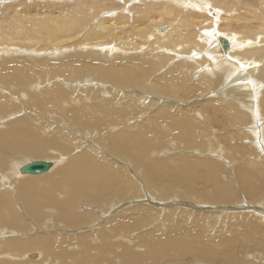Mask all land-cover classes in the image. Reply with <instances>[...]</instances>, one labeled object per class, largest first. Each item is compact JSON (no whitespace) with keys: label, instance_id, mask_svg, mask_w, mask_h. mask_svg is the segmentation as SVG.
Returning a JSON list of instances; mask_svg holds the SVG:
<instances>
[{"label":"rangeland","instance_id":"374dc122","mask_svg":"<svg viewBox=\"0 0 264 264\" xmlns=\"http://www.w3.org/2000/svg\"><path fill=\"white\" fill-rule=\"evenodd\" d=\"M112 1L115 5L109 4V7L102 9L96 17L92 18L91 15H88V22L82 28L83 31L75 34L76 36L74 35L71 40L58 36L59 38L54 39L53 43H48L49 45L41 41L29 49L32 51L29 55L23 51L12 60L7 57L6 60L12 61L8 62L9 68L17 67L16 61H22L18 58L20 55L21 59L23 56L28 57L30 62L49 60L47 63L54 66H64V63L69 61L74 63V67L66 68H70V71L77 69L81 74L73 81L57 76L48 83L63 87L62 89L68 92V98L64 102L66 116L55 110L52 114L46 113L47 117L45 116L44 119L43 116H38L39 111H42L41 108L32 109L38 112L29 111L26 105L28 97L26 98L23 93H17V87L11 90L0 85V99L6 98L0 100V105H5L9 110L6 109V118L0 120V128L5 129L8 122L29 117L34 119L36 131L40 135L46 138H57L54 140L57 147L46 148L40 156L20 152H4L3 158H1L2 163L12 160L17 162L23 157H33L30 158L33 161L40 158L44 161L48 159L60 161V150L64 152L63 157L68 156L70 159L93 149L90 155L97 163L107 166L117 180L121 175L120 169H124L122 173H127L136 187L130 192L127 204L123 202L116 208L120 210L123 208L132 209L139 203L147 208L138 214V219L144 224V227L131 233L129 242L126 243L130 249L132 248L135 253L143 257L147 249L140 245L139 237L141 235L158 232L157 234L161 233L160 235L166 238L174 229L180 240L191 246L187 251L179 249V254H176V257L169 258L163 252L160 257L166 256V258H161V260L143 259L141 264H264V97H262V104L259 102L264 92V79L260 76L259 69L264 63L257 59L254 60L255 63L250 62L249 66L247 61L240 60L244 72L254 80L257 79L254 81V88L249 89V92L252 93V102L248 104L253 106L251 111L246 102L250 101L248 100L250 95L248 98L243 95V100L241 98V93H245L246 88L242 90L240 86L227 81L216 84L215 79L208 85L207 75L204 74L202 68L192 74L188 68L178 66L180 64L177 63L181 59H183L182 64L184 60L192 59L191 55L202 56V51L197 52L193 49V54H184L179 50L172 52L169 49H163V42L162 39H158L157 29L147 33V28L150 25L153 28L157 18H151L149 22H146V11L142 9L150 2L154 3L153 6L160 7V4H163L165 0ZM14 2H16L14 5L26 3L25 0H14ZM33 3L34 1L30 5ZM66 3L71 4L73 0H66L63 4ZM4 6H0V13ZM18 8L22 10L21 6ZM34 12L32 11L31 14ZM157 12L159 11L156 9L149 11L151 14ZM239 12L231 10L227 15L221 17V22L225 25L231 21V17L239 15ZM48 13L50 14V12ZM61 13L65 14L64 11ZM173 15L175 16V13ZM124 16L129 21L120 24L119 21ZM164 17L168 19L167 15ZM169 17L172 18V16ZM199 18H197V22L200 21L197 23L198 28L199 25H205L203 24L205 23L204 18ZM167 23L173 22H166L162 25L163 27L161 26V29H166L169 26ZM101 25L110 29L113 25L114 32L120 38H108V29H102ZM177 27L179 28L180 24ZM93 29L97 33L96 35L100 36L89 40L85 33H89ZM183 29L184 33L193 30L191 27ZM218 30L223 32L220 34L222 36H225L224 33L230 32V29L223 28L221 30V27ZM68 34L70 35L71 32L68 31ZM155 34L157 37H154ZM214 40L218 44V61H220L221 55L225 56L228 51L223 49L221 40ZM77 42L79 45H76ZM128 42H131V45ZM212 46L215 47V45ZM209 47L206 45L204 50ZM39 48L46 49L38 51ZM22 50L27 51L28 49ZM107 50L110 52H105ZM2 58L0 57V61ZM252 58L248 59L252 60ZM167 59L169 60L167 61ZM213 66L211 67L213 68ZM49 67L39 65L38 68L35 67V70L48 78L49 75L45 69H50ZM4 68L1 67V69ZM176 68H182L184 74L175 75ZM254 68H257L256 71L250 72ZM101 70L129 72V74L132 72L136 76H140L138 80H141V83L126 86L100 79L97 74ZM32 72L34 73L33 70ZM240 72H243L241 68ZM8 73L5 70L0 71L1 75ZM170 73H174V80L186 77V82L188 81L185 88L179 93H172L178 92V90L173 89L172 85L168 83L170 77L167 75ZM236 74L235 76L238 75ZM256 81H258V85ZM161 84L164 86L163 88H156L162 87ZM194 85L197 86L195 89L191 87ZM39 90L43 93L45 89L42 87ZM21 97L25 98V101ZM236 97H239L240 100ZM228 102H234L233 104L236 106L239 104L238 110H234L231 114L226 112L224 108L227 107ZM11 107L16 108L15 115ZM75 107L77 108L74 109ZM79 113L82 114L80 117L89 116L90 120H94L93 123L87 120H68V122L62 123L57 120L60 118L62 121L69 118L71 114L78 116ZM164 113L168 116L165 120L160 117ZM241 113H249L252 117L248 114L246 115L248 118H239ZM102 121L106 124L98 126V122ZM117 125H121L119 128L124 129L126 133L144 131L145 140L135 139L134 143L136 146L143 143L147 145L148 152L145 161H138L133 156L124 155L125 149L119 150V153L110 151L109 141L112 138L115 139L114 134L116 133H109V131L116 129ZM188 127L193 129V138L191 139L178 137L179 135L175 134L172 129L177 128L182 131ZM73 129H77L78 132ZM122 160L126 165L122 163ZM149 161L157 163L164 169L154 180L153 174L155 173L146 167ZM183 164H186V167L189 166L193 181H183L179 177L178 173L185 167ZM157 171L160 172V169ZM210 175L213 176L212 179H210ZM21 176L32 175L21 174ZM3 179L7 184V179ZM166 188L168 189L166 190ZM84 201L85 205L82 206L83 208L81 207L83 211H98L97 206L92 208V205V210H90L87 207V201ZM110 213L111 211H106L102 214L112 216ZM49 221L46 220L45 223ZM85 227L88 228V226ZM85 227L79 228L81 230H76L74 233L85 231ZM62 234L70 235L72 232L66 230ZM91 236H97V241L100 239L96 231ZM56 237L62 238L60 235ZM148 239L149 237H144V240ZM0 242L3 241L0 240ZM60 242L59 239L56 240L57 244ZM200 248L206 249L207 252L201 253ZM27 253L25 257L23 255L19 257L25 260L30 258L31 254ZM37 256V253H32L33 259H36ZM10 260L12 261L11 257Z\"/></svg>","mask_w":264,"mask_h":264},{"label":"bare ground","instance_id":"6f19581e","mask_svg":"<svg viewBox=\"0 0 264 264\" xmlns=\"http://www.w3.org/2000/svg\"><path fill=\"white\" fill-rule=\"evenodd\" d=\"M25 1L26 3L14 5L16 4L14 0H0V6L9 4L5 5L4 8H2L3 11L1 10L2 13H0V57H5V61H3V58L0 61V71L5 70L9 72L7 75L0 74V85L5 89L11 90L17 87L18 90H20H17V93H23L26 98L28 97L26 105L29 111L35 107L41 108L42 111H39L40 114H38V116H43V119L46 113L52 114L55 110L59 114L66 116L64 102L68 98V92L64 91L62 89L63 87L61 88L53 83L49 85L48 83L52 82L51 80L57 76L64 77V79L66 78L67 80L72 79L71 81H73L74 78L77 79L80 77L81 72H79V70L70 71V68L67 69L68 66L74 67V63L72 64L68 61L64 63V66H54L53 64L50 65L47 63L49 60L34 59V62H30L31 60L29 61L27 59L28 57L25 58L23 56L21 59L20 55L18 58L22 61L15 60L17 67L12 66L9 68L8 62L16 58L17 55L23 51L27 53V55L31 54L30 52L32 51L29 49L35 47V45H38L41 41L47 44L53 43L54 39L58 36L63 37V39L71 40V38H74L75 34L83 31L82 28L85 27L88 22V15H91L92 18L96 17L100 14L102 9L109 7L108 5L111 3L113 4L114 1L73 0V3H66L67 5L63 4L66 0ZM33 1V5H30ZM148 1L150 2V0ZM153 4L154 3L150 2L142 9L146 11V22H149L151 18H157V22L155 26L153 25V28L148 24L150 26L147 28V33L157 29V36L159 40L162 39L163 49H169L172 52L179 50L184 52V54H193V49L197 52L202 51V56L196 57L197 55L194 53L195 55H191L192 59L189 57L190 60L183 61L184 63L187 62L186 64L182 63L183 65L181 64L183 59L180 58L181 61L177 63L180 64L178 66L185 67V69L188 68L192 74L202 68L204 74L207 75L206 81L208 85L210 81L213 82V79H215L216 84L221 81H227L240 86L242 90L246 88L245 93L240 92L241 98L243 100V95L245 97L247 96V98L250 95V99L248 98L250 101H245L252 111L253 106L248 105L252 102V93L249 92V89L251 87L254 88V81L257 79L254 80L248 73L244 72L240 60L247 61L249 66L250 62H254V60L257 59L264 63V0H165L163 4H160V7L153 6ZM20 6L22 10H19L20 8L18 7ZM36 8H39L37 10L40 12H38ZM150 9L151 11L156 9L159 12L151 14L149 13ZM89 10L91 11L89 12ZM231 10L240 11L239 15L231 17V23L228 22L229 24L226 23L224 25L221 22V17L227 15ZM32 11L35 12L31 14ZM61 11H64L65 14H62ZM48 12H50V14ZM173 13H175V16ZM165 15L168 16V19L164 17ZM169 16H172V18ZM199 17L204 18L205 23L203 24L205 25H199L198 28L197 23H200V21L197 22V18ZM128 21L127 17L124 16L119 22L120 24H125ZM168 21H172L173 23H167L169 26L166 29H161V26ZM178 24H180L179 28L177 27ZM100 27L102 29H108V38L117 37L113 25L111 29L104 25ZM185 27H191L193 30L184 33L183 28ZM220 27L221 30H223V28L230 29V32H226L224 33L225 36H222L220 34L223 32L218 30ZM101 28L100 30L102 31ZM68 31L71 32L70 35ZM85 34H87L86 37L89 38V40L96 39L95 36H98L94 29ZM157 36L155 34L154 37ZM86 37L85 40H87ZM117 38L119 39L120 36ZM214 39L218 41L221 40L223 49L226 52L228 51L225 56L221 55L220 61H218V44L215 43ZM225 41L228 43V48L224 46ZM130 43L129 45H131ZM50 45L52 46V44ZM76 45H79V43L77 42ZM206 45L210 47L204 50ZM212 45H215V47ZM23 47L28 50H22L24 49ZM45 49L46 48H39L38 51ZM105 52L110 51L107 50ZM7 57L11 60H6ZM252 57L256 58L253 59ZM248 58H252V60ZM168 60L169 59H167V61ZM39 65L43 67H49L50 65V69H45L48 72V78L40 75V72L35 70V67L38 68ZM211 66H213L214 69ZM1 67L5 68L1 69ZM240 68L243 72H240ZM185 69L183 68V71H185ZM256 69L257 68L251 69L250 72L254 73ZM130 73L132 75L129 74V72L101 70L100 73L97 74V77L126 86L129 84L134 85V83L138 84V82L141 83V80H138L140 76H136L132 72ZM174 73L177 76H180L181 73L184 74L182 68H176ZM174 73L167 75V77H170L168 83L172 85L173 89L178 90V92L172 93H179L185 88L188 81L186 82V77L174 80ZM235 74L237 76H235ZM259 74L264 79V64L259 69ZM256 83L257 85L259 84L258 81H256ZM42 87L45 89L43 93L39 90ZM163 87L164 86L156 88ZM191 87L195 89L197 86L194 85V87ZM247 92L250 94H246ZM239 97L236 98L240 100ZM262 97H264V92L263 95H261V100L259 99L261 104ZM4 99L6 98L0 100ZM23 100L25 101V98ZM233 103L228 102L227 107L224 104L226 107L224 110L229 114L234 110H238L240 106L239 104V106H236V104ZM4 104L6 103L4 102ZM76 108L77 107L74 109ZM6 109L8 110V107L0 105V120L6 118ZM15 109L13 108L14 115ZM24 109L26 110V108ZM77 111L79 112V110ZM248 114L241 113L239 118H248L246 116ZM11 115L12 114H10V116ZM73 115L75 114H71L69 118H65L62 121L60 118L57 120L62 123H66L68 120H87L92 123L94 121L90 120L89 116L80 117L82 115L81 113H79L78 116ZM160 117L165 120L168 116L164 113ZM105 124L104 121L98 122V126H103ZM6 125L8 126H6L5 129L0 128V240L3 241L0 242V264H141L143 259L161 260V258H166V256L169 258L176 257V254H179V249L181 251H187L191 247L180 240L174 229L166 238H163L160 235L161 233L157 234L158 232H152L145 236L141 235L139 237L140 245L146 248L147 251L143 257L135 253L126 243L129 242V237L134 230L144 227V224L138 219V214L141 210L147 208L140 205V203L137 206L135 205L136 207L132 209H124L122 207L123 209L120 210L116 208L117 205L123 202L126 203V201L129 200L130 192L136 188L130 176L127 173H122L124 169H120L121 175L119 180H117L107 166L97 163L93 156L90 155L93 149L90 151L87 150L85 154L70 159L68 156L63 157L64 152L60 150V161L48 159L47 161L52 162L53 166L45 174L21 176V168L29 162H32L33 160H30V158L33 157H23V159L17 162L12 160L2 163L1 158H3V153L20 152L23 154L40 156L45 152L46 148L57 147L54 142L57 138H46L40 135V133L36 131L34 119L29 117L14 120L10 123L8 122ZM120 126L121 125H117L115 126L116 129H111L109 131V133H116L114 134L116 136L114 137L115 139L112 138L109 141L110 151L119 153V150L125 149L126 153L124 155L133 156L138 161H145V156L148 152L147 145L143 143L136 146L134 143L135 139L145 140L144 131L142 130L139 133H126L124 129L119 128ZM172 129L175 131V134L177 133L179 135L178 137L193 138V129L190 127L182 131L177 128ZM73 130L77 131V129ZM39 160L43 159L40 158L35 161ZM122 161L121 162L126 165L124 160ZM183 165L185 167L178 173L179 177L183 181H193L194 178L190 174L189 166L186 167V164ZM146 167L155 173L153 174V180L156 177L158 178L160 173L164 170L157 163H153L152 161H149ZM159 169L160 172L157 171ZM209 177L210 179L213 178L211 175ZM3 178L7 179V184L4 182ZM167 189L168 188H166V190ZM84 200L87 201V207H89L90 210L97 206L98 211H83L82 206L85 205ZM91 205L93 206L92 208ZM106 211H111L110 214L112 216L102 214ZM98 212H101V214ZM46 220L50 221L45 223ZM94 220L97 221L94 222ZM85 226H88V228ZM81 227H85V231L78 234L74 233L76 230H81L79 229ZM66 230L71 231L72 234H62ZM95 231L98 232V236L100 237L98 241L96 240L97 236H91ZM155 233L157 234L156 236ZM59 235L62 238L56 237ZM144 237H149V239L144 240ZM57 239L61 241L59 244L56 243ZM181 247L183 248L181 249ZM30 250L31 252H29ZM163 252H165L166 256L160 257ZM200 252L205 254L207 250L200 248ZM26 253L28 255L31 254V257L26 260L19 257L22 255L25 257ZM32 253L38 254L36 259L32 258Z\"/></svg>","mask_w":264,"mask_h":264},{"label":"water","instance_id":"95a60500","mask_svg":"<svg viewBox=\"0 0 264 264\" xmlns=\"http://www.w3.org/2000/svg\"><path fill=\"white\" fill-rule=\"evenodd\" d=\"M247 1V0H242ZM225 48H228V43L225 41ZM53 166L52 162L39 160L32 161L21 168V173L26 175H41L48 172Z\"/></svg>","mask_w":264,"mask_h":264}]
</instances>
